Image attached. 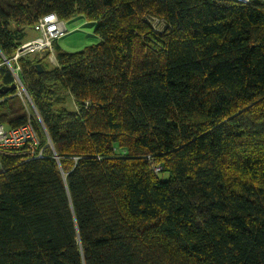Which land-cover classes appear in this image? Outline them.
<instances>
[{"label":"trees","instance_id":"1","mask_svg":"<svg viewBox=\"0 0 264 264\" xmlns=\"http://www.w3.org/2000/svg\"><path fill=\"white\" fill-rule=\"evenodd\" d=\"M48 13L100 39L0 93L51 144L0 171V264H264L263 0H0V50Z\"/></svg>","mask_w":264,"mask_h":264},{"label":"built area","instance_id":"2","mask_svg":"<svg viewBox=\"0 0 264 264\" xmlns=\"http://www.w3.org/2000/svg\"><path fill=\"white\" fill-rule=\"evenodd\" d=\"M248 2L249 0H237ZM35 35L32 38L22 41L11 55H6L0 50V77L2 73L10 76L12 95L17 96L23 103L26 110H33L36 113L34 104L27 90V84L22 74L20 60L27 56L47 58L56 65V55L53 42L67 31L63 21L55 13H48L39 17L32 26ZM0 80V87H1ZM51 145L47 141L42 145L40 137L30 120L18 125L7 126L0 123V171L4 169L5 160L9 157H17L21 160L41 158L44 154V147ZM160 167L153 168L158 171Z\"/></svg>","mask_w":264,"mask_h":264},{"label":"rangeland","instance_id":"3","mask_svg":"<svg viewBox=\"0 0 264 264\" xmlns=\"http://www.w3.org/2000/svg\"><path fill=\"white\" fill-rule=\"evenodd\" d=\"M63 21V20H62ZM66 26L67 31L61 34L56 43L61 50L64 51H78L85 46L98 42L99 36L94 33V28L96 22L87 21L82 16H74L73 18L63 21ZM35 35V32L32 29L27 30L26 39L32 38ZM49 65L48 68L54 67L55 64H52L47 58H45ZM59 94L62 98L60 105L66 106L68 109L75 108V102L69 95L68 91L65 89H60ZM159 178L166 179L168 174L165 171H162L158 174Z\"/></svg>","mask_w":264,"mask_h":264},{"label":"water","instance_id":"4","mask_svg":"<svg viewBox=\"0 0 264 264\" xmlns=\"http://www.w3.org/2000/svg\"><path fill=\"white\" fill-rule=\"evenodd\" d=\"M38 67H39V71L43 70L40 65H38ZM13 88H14L13 85H10V86H1L0 87V93H2V94L3 93H6L7 91L12 90Z\"/></svg>","mask_w":264,"mask_h":264},{"label":"crops","instance_id":"5","mask_svg":"<svg viewBox=\"0 0 264 264\" xmlns=\"http://www.w3.org/2000/svg\"><path fill=\"white\" fill-rule=\"evenodd\" d=\"M263 3H264V0H263Z\"/></svg>","mask_w":264,"mask_h":264}]
</instances>
